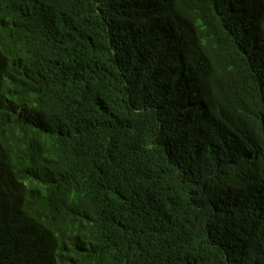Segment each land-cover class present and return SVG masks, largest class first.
I'll use <instances>...</instances> for the list:
<instances>
[{"label":"trees","instance_id":"trees-1","mask_svg":"<svg viewBox=\"0 0 264 264\" xmlns=\"http://www.w3.org/2000/svg\"><path fill=\"white\" fill-rule=\"evenodd\" d=\"M0 264H264V0H0Z\"/></svg>","mask_w":264,"mask_h":264}]
</instances>
